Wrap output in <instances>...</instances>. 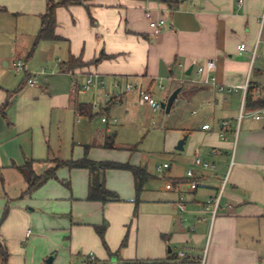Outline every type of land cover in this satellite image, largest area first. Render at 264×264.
<instances>
[{
	"label": "crops",
	"instance_id": "0c3cea01",
	"mask_svg": "<svg viewBox=\"0 0 264 264\" xmlns=\"http://www.w3.org/2000/svg\"><path fill=\"white\" fill-rule=\"evenodd\" d=\"M78 1L55 9L57 39L40 41L33 53L46 0H0V107L8 94L18 90L9 98L7 114H0L2 174L10 165L17 169L31 162L33 172L40 175L35 165L48 169L53 160L68 161L47 144L45 156L25 144L13 152L5 148L18 110L41 118L28 110L37 101L55 116L71 112L89 125L94 114L130 118L129 112L139 107L152 113L139 104V91L161 105L180 89L169 112L160 108L167 115L174 108L178 111L177 127L165 129V148L178 153H169L171 163L155 167L154 174L140 161L129 164L123 158H110L116 150L133 149L114 144L107 136L109 128L99 133L97 142L77 146L73 142L76 160L86 156L95 162L144 167L150 179L137 195L129 171L107 170L104 186L117 200L101 203L86 200L88 172L67 168L62 185L69 193L42 190L44 183L35 194L43 201L40 209L35 202L28 203L31 206L20 212L13 226L7 225L10 215L0 225L6 264H78L72 256L83 243L90 264L97 260L101 264H264V122L239 117L241 110L247 114L260 109L249 106L253 101L246 103V95L249 88L264 84V0ZM145 12L152 20H165L158 35H153ZM240 44L246 47L241 54ZM71 57L83 65L66 70ZM15 60L25 66L22 81L12 76L10 63ZM207 61L214 63L213 70L199 74L198 68ZM46 68L52 78L43 73ZM90 75L98 79L79 100L72 86H82ZM41 76L37 85L35 77ZM53 77L67 81L58 93ZM206 77L214 82L202 84ZM29 78H34L33 85L27 84ZM115 83H130L137 89L113 98ZM255 97L261 98L256 93ZM81 105L87 113L78 115ZM45 118L47 111L41 124ZM103 118L107 125L116 122ZM221 122L228 123L223 139ZM205 125L210 129L204 130ZM184 136L183 149L176 150ZM196 158L210 167L195 164ZM0 181L4 184L2 177ZM216 199L218 209L212 216L213 205L208 202ZM2 204L0 200V209ZM98 229H102V245ZM68 235L69 244L62 241Z\"/></svg>",
	"mask_w": 264,
	"mask_h": 264
},
{
	"label": "rangeland",
	"instance_id": "374dc122",
	"mask_svg": "<svg viewBox=\"0 0 264 264\" xmlns=\"http://www.w3.org/2000/svg\"><path fill=\"white\" fill-rule=\"evenodd\" d=\"M37 45L34 48L33 53L36 51ZM15 62L23 63L22 60H15ZM35 62L36 56L34 57V61H32L33 64L31 63L29 67L34 65ZM42 71L48 78H52L50 68H46ZM11 72L12 76L18 78L19 81L24 79V72L16 73L13 69ZM38 72H40V69ZM57 72L58 71H56L55 75H57ZM35 73L36 72H34V74ZM42 78V76L35 77V80H38L36 83L37 85L41 84ZM53 78L56 79L54 80L56 84L53 89H56L55 92L58 93L60 89L66 85L67 81L65 77ZM68 86L67 91L69 94L71 87L70 85ZM77 94V99L81 100L83 98L82 95L79 93ZM28 110H35L41 118H30L29 112L18 110L16 114L18 118H14V121L16 122L15 124H10L9 128L13 129V131L10 133V138H7V140L10 141L5 147L8 152H13L19 148V145L25 144L28 148L32 147L34 153H42L45 156L47 155V151L45 149V145L47 144L54 152L58 151L62 159L76 160V158H78V149L73 148L72 144L75 143L77 146L79 143L97 142L100 137L99 133L109 128L110 132L107 133V136L112 139L114 144L119 147H128L133 149L131 151L116 150L110 156V158L118 161L123 158V163L130 164L131 161H140L148 168V171L155 174V167L161 166L163 163H171V154L178 153L175 150L165 148V143L167 141V139H165V134L168 133L165 129H173L174 127H177L175 126L177 121V118L175 117L176 113H178L176 108H174V111H171V113L167 115L161 110L156 112L151 111L152 113H150L149 111L139 107L129 112V115L131 116L130 118H117V116H115L116 118H108L109 116L106 114H94L89 125H84V119L82 120L84 122H81L80 118H73V113L71 112L65 114L62 111L61 113L56 114V116L53 115V111L45 108V104L42 101H37L36 104L32 108H28ZM44 111L45 116L47 111V118H45V122L41 124L40 122L42 118H44ZM5 113L7 114L6 110ZM103 117H107L109 121L111 119H116V122H108V125L104 124L101 122ZM76 120H79L81 123H76ZM45 123L46 125L44 126ZM112 134H114V136H112ZM111 162L115 163V161ZM8 167L4 169V175L0 170V180L1 177L4 179V184L0 181V200L3 202L2 208L0 209V225L7 218V216L10 215V219L7 224L8 227H10L13 226L12 223L20 220V212H27V206H31L28 203L35 202V207L40 209L39 206L42 205L43 201L40 197H35V194L39 191V189L31 194H26V186L23 185L24 178L22 174L19 171L17 172L18 169H15V166L10 165ZM34 167H36L37 174H42L46 169L43 164H38ZM67 170L68 169L66 167L59 168L56 174L57 178L48 180L42 190H49L51 193H55L56 195L69 193L65 188V185H62V183H64L62 182V179H65L62 176L67 173ZM20 175L22 176V179L19 177ZM97 237L98 243L102 245L103 238L99 235H97ZM65 238H67V240H65ZM63 240L65 242L68 241L69 244V235L62 237V241ZM83 244H81V247L78 250L79 252L72 256V258H74L73 263L79 262L80 264H90L87 262L89 250H86L87 247ZM93 264L101 263L97 260Z\"/></svg>",
	"mask_w": 264,
	"mask_h": 264
},
{
	"label": "trees",
	"instance_id": "16d2710c",
	"mask_svg": "<svg viewBox=\"0 0 264 264\" xmlns=\"http://www.w3.org/2000/svg\"><path fill=\"white\" fill-rule=\"evenodd\" d=\"M80 3L78 0H46V11L40 17V29L36 35L35 41L33 43L31 51L34 50L36 45L40 41L45 40H56L57 37L54 36V27H55V9L58 6H68L70 4ZM82 66L83 63L80 62L79 59L70 58L66 63V70H70L72 67ZM18 90L12 92L11 94L16 93ZM11 94H8V99L2 104L0 107V114H4L5 109L9 105V98ZM255 97V90L254 88H249L247 90L246 95V103H252V108L264 107L263 96L260 95L261 98ZM88 108V107H87ZM78 115L87 113V109L85 105L78 106ZM89 110V108H88ZM31 162L25 164L24 166L18 167L17 169L22 174L24 181L26 183V194H31L32 192L36 191L40 188L44 183L48 180L56 179V171L59 168L66 167L68 169H84L88 172L89 175V182H88V191H87V201H98L101 203H106L109 201H116L117 198L111 191L107 190L104 186V179L103 174L107 170H126L129 171L134 180V189L136 194L138 195L142 190V187L146 181L150 179V175L147 173L144 167L139 166H131L129 164H117L112 162H95L87 159L84 156L78 160H68V161H61V160H53L52 166L46 169L42 174L36 175L31 167ZM99 236L102 237V229H98ZM0 253L2 256V264H6V260L8 254L5 250H3L0 246Z\"/></svg>",
	"mask_w": 264,
	"mask_h": 264
},
{
	"label": "built area",
	"instance_id": "2783aa9c",
	"mask_svg": "<svg viewBox=\"0 0 264 264\" xmlns=\"http://www.w3.org/2000/svg\"><path fill=\"white\" fill-rule=\"evenodd\" d=\"M145 17L149 21V27L151 28L153 35H158L166 25L164 19L152 20L150 12H145ZM237 51L239 52V54L246 51L245 45L244 44L238 45ZM10 67L13 70H15L16 72H25V66L22 62L12 61L10 63ZM213 68H214V63L212 61H207L204 67L198 68V73L200 74V73H203L204 71H211V70H213ZM94 79H98V77L90 75V76L86 77L82 86H77V84H73L72 91L74 93H79V94H85V93L89 92L90 90H92ZM213 82H214V78H211V77H206L201 81L202 84H211ZM34 83H35L34 78H29L27 80L28 85H33ZM100 85H102L101 80H100ZM114 88L117 91L114 92L113 98H119L124 93H128L132 90H136L137 86L130 84V83H126L125 85L120 86L119 84L115 83ZM242 89L244 91L247 90V84ZM230 90L236 91V88H231ZM255 93L258 95H262L263 99H264V84L262 86H256ZM139 104L141 106H146V107L150 108L152 112H156V111L160 110V104L149 93H147L145 91H139ZM243 115H248L253 120H260V121L264 122V107L260 108L256 111L249 112L247 114L244 113L243 110H241L239 117H242ZM102 121L106 122V119L102 118ZM227 124H228L227 122H221L219 124V129H220L219 136L222 139L225 138L224 132L227 130ZM203 129L208 130V129H210V126L205 125L203 127ZM195 164L202 165L204 168L210 167L209 164L201 162V160L199 158L195 159ZM163 167L166 168L167 165H164ZM158 169H160V168H158ZM187 175L191 176L192 172L188 171ZM208 204L213 205L212 216H215L216 210L218 209V200L217 199L214 201L212 200V201L208 202ZM27 235H29V231L27 232ZM179 256L184 257V254L181 252L179 254ZM91 259L93 260L92 254H91Z\"/></svg>",
	"mask_w": 264,
	"mask_h": 264
},
{
	"label": "water",
	"instance_id": "95a60500",
	"mask_svg": "<svg viewBox=\"0 0 264 264\" xmlns=\"http://www.w3.org/2000/svg\"><path fill=\"white\" fill-rule=\"evenodd\" d=\"M191 69H189L190 71ZM189 72H187L188 74ZM180 91V89L174 91L168 98L167 102L166 103H162L160 105V108L161 109H164L166 112H169L170 108H171V105L173 103V101L176 99L177 97V94L178 92ZM185 140H186V136H184L178 143H177V146H176V150H182L183 149V145L185 143Z\"/></svg>",
	"mask_w": 264,
	"mask_h": 264
}]
</instances>
